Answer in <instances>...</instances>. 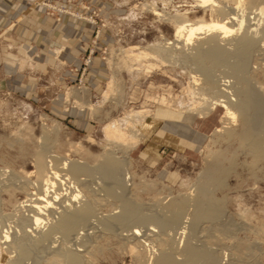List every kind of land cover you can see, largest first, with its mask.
<instances>
[{
  "label": "rangeland",
  "instance_id": "rangeland-1",
  "mask_svg": "<svg viewBox=\"0 0 264 264\" xmlns=\"http://www.w3.org/2000/svg\"><path fill=\"white\" fill-rule=\"evenodd\" d=\"M11 1L8 18L0 21V53L4 49L18 57L9 70L0 69V231L11 227L14 232L13 219L25 214L15 213L14 207L33 190L17 189L15 184L33 182L34 156L40 149L45 150V162L57 156L93 168L109 154L123 163L121 187L96 173L79 176L86 185L78 187L81 199L75 205L85 199L92 203V214L81 226L85 230L70 233L67 243L55 235L50 243L29 247L21 264H65L57 254L68 248L81 264H153L162 252L174 264H183L187 236L193 245L212 252L214 264H264V158L253 163L240 143V120L230 125V137L225 131L214 132L222 126L223 109L216 107L198 118L209 95H200L195 90L199 86H192L191 76L202 77L190 61L180 59V50L168 56L155 52L172 42L174 17L209 22L216 17L215 8H202L197 0ZM214 1L220 7H235L233 0ZM247 2L243 0L240 10L245 11ZM18 5L25 9L17 11ZM36 23L52 28L55 35L69 31L74 50L71 43L68 50L67 44L48 45L44 40L48 42L49 33L38 29L33 55L37 66L32 58L19 61L21 45L11 37H18L17 28L36 33ZM128 53L139 57L131 62L132 68L122 65ZM223 69H214L215 78L232 81ZM244 76L253 87H262L264 95V52L251 51ZM261 115L264 121V110ZM187 119H193L190 125L184 123ZM181 124L202 135L194 149L165 139ZM107 126L117 128L123 138L108 140ZM261 145L264 148V139ZM215 170H223V178L208 185L207 192L220 214L197 222L191 232L195 197ZM87 190L93 191L92 198ZM124 200L140 214L156 218L167 216L171 204L183 201L176 233L153 223L113 225L111 219L120 215ZM133 228L139 230L138 238L130 236ZM178 228L185 229L184 235ZM7 248L0 246V264L18 257Z\"/></svg>",
  "mask_w": 264,
  "mask_h": 264
},
{
  "label": "bare ground",
  "instance_id": "bare-ground-1",
  "mask_svg": "<svg viewBox=\"0 0 264 264\" xmlns=\"http://www.w3.org/2000/svg\"><path fill=\"white\" fill-rule=\"evenodd\" d=\"M196 2L202 8L207 6H210V10L215 8L213 10L216 14L215 19L213 18L209 22L200 20L197 23H189L181 15L174 17L170 21L174 25L172 42H166L163 47H157L158 49L156 48L155 52L159 51V53L165 55L167 52L170 53L178 49L180 50L179 54H181L180 59L190 61L194 65L202 78L199 80L195 76H191L192 86H199L194 89L200 95H209L208 103L206 99H203V104L200 105L199 114L197 113L198 118L208 115L216 107L223 109L222 126L215 129L214 132L225 131L226 137L233 135L229 131L230 125L240 120L243 129L241 133L239 132L238 138L240 143L242 142L247 148L254 163L264 158V148L261 145L264 139V121L261 115L264 110V95L263 88H256L247 83L244 74L251 51L257 49L262 53L264 52V6H260V3H264V0H248V7L244 8L245 11L242 9L241 11L239 8L243 0H233L234 3H232L235 4V7L230 8L220 7L218 6L219 3L217 4L214 0H197ZM249 14H253V17H249ZM164 46L169 48H164ZM137 58H139L137 55L128 53V56L124 59L126 61H123L122 65L132 68L131 62ZM218 67L224 68L232 81L217 80L214 69ZM197 80L201 83L198 84L199 81ZM105 135L108 140H121L124 136L117 128L110 126L105 129ZM44 153V148L35 153V171L32 172L33 182L18 181V184H15L17 189L30 188L33 190L32 193L26 192L24 201L19 202L14 207L15 213H25L20 214L19 218H14L16 214L11 215L14 218L13 223L16 225V229H14L16 234L13 229L10 230L11 227L7 231L2 232L3 228L0 231V246L5 245V248L14 249L17 251V258H19H16V261L9 262V264H21V260L29 255V247H41L44 243L52 240L55 235H60L63 241H66L70 233H75L77 229L85 230L81 226L86 223L92 214V203L91 199H85L80 201L78 206L75 205L78 199H81L78 187H85L86 185V183H83L84 181L79 182V176L87 177L92 173H96L102 180L121 187L119 175L121 176L123 163L109 154L101 158L92 168L57 156H50L48 157L50 160L45 162ZM223 170H215L211 178H208L203 185L200 184L201 187L194 200V215L188 224L189 231L194 230L197 222L205 219L211 221L219 216L220 213L211 200L207 187L216 184L220 180L219 178L223 176ZM87 191L89 197L92 198L93 191ZM105 193L113 195L111 189H105ZM121 203L120 215L111 219L113 225H124L126 221H132L134 224L153 223L157 226L161 225L172 229L174 232L177 230L174 227L179 221L183 201L182 203L171 204L169 214L161 218L140 214L138 209L130 204V201L126 202L124 200ZM103 224L107 225L108 220ZM41 225L43 228L45 227L42 231L40 230ZM182 228L178 229L181 230ZM184 230H181L180 235H184ZM129 232L132 238L140 236V232L136 228L130 229ZM187 234L189 235V233ZM77 236L79 235L77 234ZM77 236L75 235L76 239ZM186 238L187 240H185L184 247L181 250L183 264L215 263L212 252L193 245L190 238L188 236ZM57 255L63 259L62 261L65 264H81V260L72 249L68 248ZM153 264H174V262L171 261L166 252H162Z\"/></svg>",
  "mask_w": 264,
  "mask_h": 264
},
{
  "label": "crops",
  "instance_id": "crops-1",
  "mask_svg": "<svg viewBox=\"0 0 264 264\" xmlns=\"http://www.w3.org/2000/svg\"><path fill=\"white\" fill-rule=\"evenodd\" d=\"M12 3L11 0H0V21L4 22L8 17L6 14V10L7 7L10 6ZM25 9L24 5H18L16 7L17 11H23ZM34 21V19H32ZM47 23L51 24V21L49 20ZM36 28L37 31L36 33L33 32H27L26 30H22L20 29H15L16 35L13 38V40L15 39L16 43H19V45H21L20 48V56L21 59L19 61H22L26 63H28V60L30 58H32L33 63L32 64H36L34 63V61L36 62V58L33 56L35 55V47L36 44H38V40L40 39V35H38L40 33V31L38 29H40L42 32H46L49 33V35L51 34L52 37L55 36L56 39H53L51 36L47 35L48 37V42L47 39L44 40V42H46L48 45H50V43L52 41H55L56 44L59 45H65L67 44V50L70 48V43H71V48L72 50L75 43L74 42H70V34L69 31H64L62 33H56L54 31H51L50 28L45 27V25L43 26L40 24L36 23ZM65 33H67V37L64 35ZM64 35V36H62ZM39 36V37H38ZM33 50H32V49ZM74 53V51H72V54ZM49 56V55H48ZM64 56V54H63ZM69 54H67V58L69 59ZM17 56L15 55H11L10 53L6 52L4 49H2L1 53H0V69L3 70L4 72H6L7 70H9V68H11V66H13V61H17ZM28 59V60H27ZM46 63L51 64V58L46 57L45 59ZM37 66V64H36ZM29 84V83H28ZM193 120V119H192ZM192 120H183L184 123H187V125H190ZM179 122V121H178ZM182 122V121H181ZM177 130H173L171 131V133L169 135H164L166 140H170L172 143H175V145H180V146H185L187 148L190 149H194L199 143L200 141H202V135H200L199 133L193 132L191 130V128L189 126H187L186 128L181 124V126H177ZM181 131V132H180ZM159 135V134H158Z\"/></svg>",
  "mask_w": 264,
  "mask_h": 264
}]
</instances>
